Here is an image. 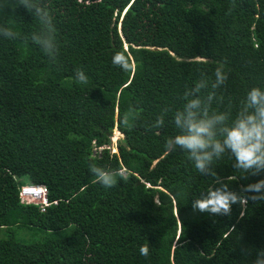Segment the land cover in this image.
<instances>
[{"label":"trees","instance_id":"obj_1","mask_svg":"<svg viewBox=\"0 0 264 264\" xmlns=\"http://www.w3.org/2000/svg\"><path fill=\"white\" fill-rule=\"evenodd\" d=\"M45 2L55 61L25 39L34 18L0 0V24L20 34L0 36V264H253L264 250V201L233 205L230 216L194 212L216 179L164 145L177 133L172 112L202 73L214 79L225 65L213 107L233 115L248 90L264 88V0ZM117 51L130 71L113 65ZM166 107L164 126L151 127ZM90 163L123 175L105 188ZM233 163L225 155L214 164L231 190L264 179ZM31 184L56 204L40 212L20 203V186Z\"/></svg>","mask_w":264,"mask_h":264},{"label":"clouds","instance_id":"obj_2","mask_svg":"<svg viewBox=\"0 0 264 264\" xmlns=\"http://www.w3.org/2000/svg\"><path fill=\"white\" fill-rule=\"evenodd\" d=\"M17 4L23 6L38 25L37 30L28 34L25 39L55 61L60 53V46L54 17L45 0H17ZM19 35L10 24H0V36L3 38L16 40ZM112 63L122 71H130L129 59L122 51L113 55ZM227 79L225 65L220 63L215 68L214 79L202 73L193 86L185 88L181 97L182 105L172 112V123L177 133L169 136L164 145L169 154L177 150L185 153L199 174L216 179V185L192 202L194 212L214 216H230L232 206L236 204L243 206L249 201H264V179L242 186L237 192L231 190L215 171V162L227 155L233 159L236 170L251 176L264 174V88L252 87L248 90L233 115L231 106L225 111L213 107L214 102H222L223 97L217 95V90ZM75 80L81 84L88 83V77L80 69L75 72ZM170 111V108H164L151 127L162 128L165 116ZM125 120L127 121V117ZM112 152H116V142L114 147L112 143ZM89 171L96 182L105 188L114 187L117 177L123 175L119 170L105 169L95 163L89 164ZM51 205L52 202L49 206ZM139 251L142 256L147 257L148 245L140 246ZM253 264H264V250L257 251Z\"/></svg>","mask_w":264,"mask_h":264},{"label":"built area","instance_id":"obj_3","mask_svg":"<svg viewBox=\"0 0 264 264\" xmlns=\"http://www.w3.org/2000/svg\"><path fill=\"white\" fill-rule=\"evenodd\" d=\"M19 197L21 202L37 205L41 212H44L51 203L44 185H23L19 189Z\"/></svg>","mask_w":264,"mask_h":264},{"label":"rangeland","instance_id":"obj_4","mask_svg":"<svg viewBox=\"0 0 264 264\" xmlns=\"http://www.w3.org/2000/svg\"><path fill=\"white\" fill-rule=\"evenodd\" d=\"M121 138V135L117 132V130H114L113 136H112V143H113V147H114V142L117 143L118 139ZM4 236L3 232L0 231V239ZM29 237H30V233H29Z\"/></svg>","mask_w":264,"mask_h":264}]
</instances>
